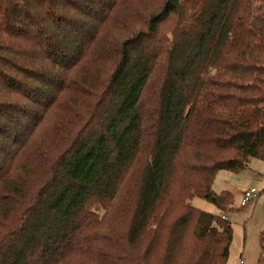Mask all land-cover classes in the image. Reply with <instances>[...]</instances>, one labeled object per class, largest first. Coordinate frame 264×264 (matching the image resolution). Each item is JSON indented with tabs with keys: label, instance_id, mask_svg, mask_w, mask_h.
<instances>
[{
	"label": "trees",
	"instance_id": "16d2710c",
	"mask_svg": "<svg viewBox=\"0 0 264 264\" xmlns=\"http://www.w3.org/2000/svg\"><path fill=\"white\" fill-rule=\"evenodd\" d=\"M252 158L264 0H0V264H227Z\"/></svg>",
	"mask_w": 264,
	"mask_h": 264
},
{
	"label": "rangeland",
	"instance_id": "374dc122",
	"mask_svg": "<svg viewBox=\"0 0 264 264\" xmlns=\"http://www.w3.org/2000/svg\"><path fill=\"white\" fill-rule=\"evenodd\" d=\"M255 188L260 193L259 198L247 205L241 206L243 194ZM230 191L233 203L226 212L217 205L201 197H194L191 203L196 208L213 214H225L233 228V241L227 264H259L260 233L264 229V161L252 158L248 167L239 172L221 169L217 172L213 191L220 194ZM100 214L103 210H100Z\"/></svg>",
	"mask_w": 264,
	"mask_h": 264
},
{
	"label": "built area",
	"instance_id": "2783aa9c",
	"mask_svg": "<svg viewBox=\"0 0 264 264\" xmlns=\"http://www.w3.org/2000/svg\"><path fill=\"white\" fill-rule=\"evenodd\" d=\"M260 193L258 192V190H256L255 188L246 191L243 194L242 200H241V206L242 207H246L247 205H249L250 203L256 201L259 198ZM224 219H227L226 216H223ZM241 264H245L244 260L240 261Z\"/></svg>",
	"mask_w": 264,
	"mask_h": 264
},
{
	"label": "crops",
	"instance_id": "0c3cea01",
	"mask_svg": "<svg viewBox=\"0 0 264 264\" xmlns=\"http://www.w3.org/2000/svg\"><path fill=\"white\" fill-rule=\"evenodd\" d=\"M227 217V215H225ZM228 218V217H227Z\"/></svg>",
	"mask_w": 264,
	"mask_h": 264
}]
</instances>
